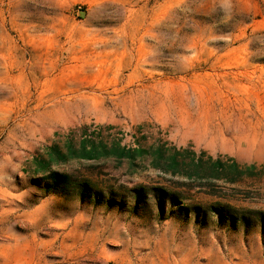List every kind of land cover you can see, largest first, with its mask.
<instances>
[{
    "label": "rangeland",
    "instance_id": "1",
    "mask_svg": "<svg viewBox=\"0 0 264 264\" xmlns=\"http://www.w3.org/2000/svg\"><path fill=\"white\" fill-rule=\"evenodd\" d=\"M195 121L264 138V0H0V264H264V178L227 200L168 188L160 218L123 190L67 196L36 173L34 158L85 127L264 164L198 143ZM90 165L52 171L80 178ZM113 167L95 172L160 182Z\"/></svg>",
    "mask_w": 264,
    "mask_h": 264
},
{
    "label": "trees",
    "instance_id": "2",
    "mask_svg": "<svg viewBox=\"0 0 264 264\" xmlns=\"http://www.w3.org/2000/svg\"><path fill=\"white\" fill-rule=\"evenodd\" d=\"M146 128H148L146 124L139 126L138 134ZM82 130L83 135L80 140L68 144L65 151L58 146H51L47 148L46 159L34 158L36 173L43 174L52 188L67 196L79 191L93 200L102 201L105 193L112 192L111 195L118 197L120 195L117 193L123 190V194L135 201L136 211L154 208L158 216L163 218L166 215L164 204L165 200L168 201V188L189 191L200 189L205 190L208 196L226 199L219 196L223 191L236 190L246 181L264 178V164L241 165L228 156L215 158L206 152L197 153L191 146L179 148L163 138L154 139L146 135L138 138L133 135V142L127 144L125 140L128 135L123 134L121 138H105L102 133L89 132L91 129L88 127ZM100 130H103V127H100ZM72 161L90 162L94 165L88 166L83 172L85 174L80 178L52 171L53 166L66 165ZM109 165L115 166L113 170L125 168L129 172L128 176L139 170L154 173L160 182L156 183L158 186L152 187L117 186V181L111 179V174L104 175L105 178L111 179L105 181L95 172L97 169L105 170ZM81 188L85 190L82 191ZM181 208L185 209L184 206ZM216 211L221 214L219 210ZM257 216L262 219L260 225L264 231V216L261 214ZM232 220L234 223L240 221L236 220V217ZM243 222L248 224L246 220Z\"/></svg>",
    "mask_w": 264,
    "mask_h": 264
},
{
    "label": "bare ground",
    "instance_id": "3",
    "mask_svg": "<svg viewBox=\"0 0 264 264\" xmlns=\"http://www.w3.org/2000/svg\"><path fill=\"white\" fill-rule=\"evenodd\" d=\"M190 126L192 131L190 132L191 135L200 144H208L209 146L221 148L229 153L240 154L243 159H264V138L260 134H255L250 131H244L240 135L238 133L233 134L232 131L221 130L218 126L200 121H195ZM227 136L230 139H227Z\"/></svg>",
    "mask_w": 264,
    "mask_h": 264
}]
</instances>
